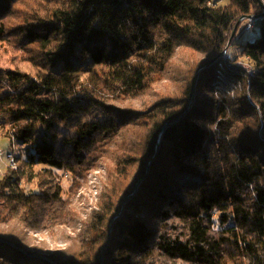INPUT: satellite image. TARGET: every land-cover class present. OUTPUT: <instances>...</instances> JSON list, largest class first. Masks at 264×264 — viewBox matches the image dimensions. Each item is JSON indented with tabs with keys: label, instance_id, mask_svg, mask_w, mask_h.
<instances>
[{
	"label": "trees",
	"instance_id": "1",
	"mask_svg": "<svg viewBox=\"0 0 264 264\" xmlns=\"http://www.w3.org/2000/svg\"><path fill=\"white\" fill-rule=\"evenodd\" d=\"M227 3L0 0V44L36 69L0 68V141L27 149L0 179V264H264V19L231 43L264 8ZM78 225L65 250L25 242Z\"/></svg>",
	"mask_w": 264,
	"mask_h": 264
},
{
	"label": "rangeland",
	"instance_id": "2",
	"mask_svg": "<svg viewBox=\"0 0 264 264\" xmlns=\"http://www.w3.org/2000/svg\"><path fill=\"white\" fill-rule=\"evenodd\" d=\"M213 2L217 0H212ZM221 5H227V0H219ZM241 23L244 24L243 21ZM260 35V29L257 28L252 32V36L257 38ZM244 39V38H242ZM230 52V48L228 49ZM228 56H225L227 58ZM240 65L244 66L245 69H248L251 73L250 65L240 62ZM0 68H4L6 70H22L30 73H35V66L24 56L22 51L13 50L11 47L7 45L6 42L0 44ZM171 93L179 92L178 84L177 83H168V88ZM163 93V90H158V93H152L151 95L144 97L142 99V104L135 107L137 110L141 109H148V107H152L158 100L156 97ZM0 147L3 149L5 153V158L0 161V179L2 178L3 174L6 173L7 169L9 168V163L7 161V155L12 154L15 158H19L20 156H25L27 149L26 147L22 146H10L9 140L0 141ZM12 148V149H11ZM11 169V168H10ZM18 170V169H17ZM38 171V168H37ZM62 174V172L60 173ZM106 171L104 168H101L96 173H93L89 176V178L84 182L81 190H77L76 193V201H77V211L79 212V219L84 220L85 222L90 220L93 211L97 209V196L98 193L104 186L106 180ZM22 187L25 189L26 192H33L37 189L36 182L27 183L22 182ZM63 186L65 191L67 192L70 189V180L64 176L63 178ZM81 216V217H80ZM82 226L78 225L75 230L61 232L60 230L56 231H49L43 230V232H36L30 233L28 235V240L25 241L30 246H35L39 249H46L50 251L55 250H65L67 245H70L69 241L70 238H76L77 233L82 230ZM75 243V242H73Z\"/></svg>",
	"mask_w": 264,
	"mask_h": 264
},
{
	"label": "built area",
	"instance_id": "3",
	"mask_svg": "<svg viewBox=\"0 0 264 264\" xmlns=\"http://www.w3.org/2000/svg\"><path fill=\"white\" fill-rule=\"evenodd\" d=\"M264 19V11L263 15L261 16H249V17H244L241 19V21L244 22V30H243V35L246 36L248 40H252V32L259 28L261 26L262 20ZM251 73L253 74L254 72L251 70ZM5 158V153L3 149L0 147V161H2ZM7 161L9 163V168L13 170H17L18 168V163L15 158L11 153L7 155ZM1 165V162H0Z\"/></svg>",
	"mask_w": 264,
	"mask_h": 264
},
{
	"label": "water",
	"instance_id": "4",
	"mask_svg": "<svg viewBox=\"0 0 264 264\" xmlns=\"http://www.w3.org/2000/svg\"><path fill=\"white\" fill-rule=\"evenodd\" d=\"M258 1L260 2L261 6L264 8V2L262 0H258ZM240 24H241V21L236 25V27H235V29L233 31V34L231 36V43L233 42V40L235 38V35H236L237 31H238V28H239Z\"/></svg>",
	"mask_w": 264,
	"mask_h": 264
}]
</instances>
